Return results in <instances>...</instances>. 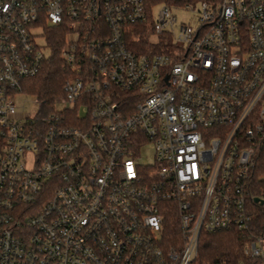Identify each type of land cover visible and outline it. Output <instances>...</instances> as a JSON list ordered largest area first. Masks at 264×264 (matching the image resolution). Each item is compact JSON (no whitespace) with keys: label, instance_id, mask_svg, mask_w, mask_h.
I'll return each instance as SVG.
<instances>
[{"label":"built area","instance_id":"2783aa9c","mask_svg":"<svg viewBox=\"0 0 264 264\" xmlns=\"http://www.w3.org/2000/svg\"><path fill=\"white\" fill-rule=\"evenodd\" d=\"M197 3L0 0V264H199L223 230L264 264V0ZM52 32L62 92L23 113Z\"/></svg>","mask_w":264,"mask_h":264},{"label":"trees","instance_id":"16d2710c","mask_svg":"<svg viewBox=\"0 0 264 264\" xmlns=\"http://www.w3.org/2000/svg\"><path fill=\"white\" fill-rule=\"evenodd\" d=\"M153 3H166L176 7L192 3L196 0H151ZM55 32V31H54ZM54 32L48 37V45L52 52L48 60L44 63L41 71L33 78L27 80L26 91L35 95L43 102L51 101L55 96L61 94L62 83L64 81V71L62 69V60L59 57V50L62 39L60 35ZM142 42L148 39L145 34L140 36ZM145 40V41H144ZM137 51H145L140 44L133 45ZM161 52V47H157ZM178 219L176 214L167 217L164 224V234L169 242L178 236ZM244 234L238 230H223L217 232L204 233L199 235L198 243V263L199 264H238L242 258L244 246Z\"/></svg>","mask_w":264,"mask_h":264},{"label":"rangeland","instance_id":"374dc122","mask_svg":"<svg viewBox=\"0 0 264 264\" xmlns=\"http://www.w3.org/2000/svg\"><path fill=\"white\" fill-rule=\"evenodd\" d=\"M194 11L186 10V9H179L174 8V14L176 15L177 22H184L186 24H190L193 27L198 26V3L197 0L194 1ZM159 7V3L155 4L153 7V14L157 12V9ZM39 34V30H36ZM150 39H158L159 36L149 34L148 38ZM36 42L41 45L44 48V51L47 53L46 48V37L38 35L36 36ZM36 99L35 95L29 94L26 90L22 93L16 94V104H17V110L22 111L23 113H30L33 114L37 110V104L34 102ZM65 107V104H56L55 108L57 110H63ZM136 163L142 167L151 166L154 164V158H153V151L149 144H146L142 147V149L139 152V155L136 159Z\"/></svg>","mask_w":264,"mask_h":264},{"label":"water","instance_id":"95a60500","mask_svg":"<svg viewBox=\"0 0 264 264\" xmlns=\"http://www.w3.org/2000/svg\"><path fill=\"white\" fill-rule=\"evenodd\" d=\"M255 200H256V198H255Z\"/></svg>","mask_w":264,"mask_h":264}]
</instances>
